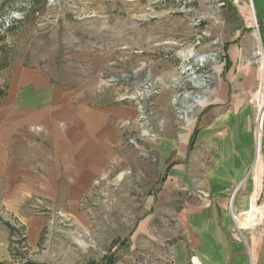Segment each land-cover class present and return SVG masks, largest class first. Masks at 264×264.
I'll list each match as a JSON object with an SVG mask.
<instances>
[{
  "label": "rangeland",
  "instance_id": "rangeland-1",
  "mask_svg": "<svg viewBox=\"0 0 264 264\" xmlns=\"http://www.w3.org/2000/svg\"><path fill=\"white\" fill-rule=\"evenodd\" d=\"M214 4L0 0V96L17 70L41 71L73 86L80 93L75 100L86 96L91 105L126 106L137 115L134 122L119 124L122 161L92 179L87 192L70 199L34 194L17 211L0 208V264H174V245L187 234L176 217L158 210L157 193L166 175L157 174L158 157L151 143L163 138L164 127L179 126L191 116L193 104H187V97L200 98L216 89L226 68L227 51L217 49L223 32L214 25L221 21L215 19L219 12ZM257 51L249 58L258 60L253 70L260 72L253 99L254 134L260 143L264 72ZM190 53L207 58L198 64ZM162 94L165 105L159 103ZM255 156L257 164V148ZM172 187L182 199L177 200V211L185 201L209 204L208 194L193 190L194 185L176 182ZM237 193L230 199L229 231L244 247L245 264H251L250 250L254 264H264V220L248 229L237 224L253 206L263 217L264 198L242 211Z\"/></svg>",
  "mask_w": 264,
  "mask_h": 264
},
{
  "label": "crops",
  "instance_id": "crops-1",
  "mask_svg": "<svg viewBox=\"0 0 264 264\" xmlns=\"http://www.w3.org/2000/svg\"><path fill=\"white\" fill-rule=\"evenodd\" d=\"M198 1L216 3L221 21L214 25L223 32L217 49L227 51L226 68L216 89L187 97L191 116L164 127L163 138L151 143L157 174L166 175L158 210L176 217L187 234L174 245V264H245L244 247L229 231V204L235 190L242 211L264 198V116L258 150L253 108L260 72L253 70L258 60L249 58L259 45L264 51V0ZM8 79L0 96V208L17 211L34 194H84L92 179L122 161L119 124L134 122V109L75 100L80 93L73 86L41 71L17 70ZM159 101L167 103L165 94ZM176 182L204 190L209 204L185 201L177 211L182 199L169 188Z\"/></svg>",
  "mask_w": 264,
  "mask_h": 264
},
{
  "label": "bare ground",
  "instance_id": "bare-ground-1",
  "mask_svg": "<svg viewBox=\"0 0 264 264\" xmlns=\"http://www.w3.org/2000/svg\"><path fill=\"white\" fill-rule=\"evenodd\" d=\"M252 8V7H251ZM254 10V9H253ZM253 10H251V13H252V15H253V19H254V23L256 22V19H255V13H254V11ZM258 37V41L260 42V39H259V37L260 36H257ZM257 54H258V56H260L261 57V59H262V62H263V66H262V70H263V72H264V51H263V49L261 48V45H259V49H258V51H257ZM188 57L189 58H194L195 60H196V62L198 63V64H201V63H203V62H205V60H206V58H207V56H202V55H198V54H194V53H190L189 55H188ZM262 72V71H261ZM262 72V73H263ZM264 75V74H263ZM263 80H264V77H263ZM197 86H199V87H204V85L202 84V83H200V82H197ZM194 99V98H193ZM261 119V118H260ZM257 136H258V134H257ZM259 138V137H258ZM259 146H260V143H259V141H257V147H258V150H259ZM259 160V159H258ZM259 162L257 161V164H258ZM256 165V164H255ZM256 169V168H255ZM253 208H255V209H253V210H250L249 212H247V218L244 220V221H241L240 219H237L238 220V227L240 228V229H248L250 226H252V225H257V226H260L262 223H263V220H264V211L263 212H261L262 214H263V217H259L260 215H258L259 213L258 212H260L261 210L258 208L257 209V207H254L253 206ZM252 209V208H251ZM260 210V211H259ZM232 214H233V211H232ZM233 217H234V214H233ZM237 218V217H236ZM236 218H234V219H236ZM250 258H251V264H254V254L252 253V251L250 250Z\"/></svg>",
  "mask_w": 264,
  "mask_h": 264
},
{
  "label": "built area",
  "instance_id": "built-area-1",
  "mask_svg": "<svg viewBox=\"0 0 264 264\" xmlns=\"http://www.w3.org/2000/svg\"><path fill=\"white\" fill-rule=\"evenodd\" d=\"M263 111L261 112V109H260V116L258 118V125H259V122H260V118H261V115H263ZM258 131V130H257ZM131 143L134 144V145H137V142L135 140H131Z\"/></svg>",
  "mask_w": 264,
  "mask_h": 264
},
{
  "label": "trees",
  "instance_id": "trees-1",
  "mask_svg": "<svg viewBox=\"0 0 264 264\" xmlns=\"http://www.w3.org/2000/svg\"><path fill=\"white\" fill-rule=\"evenodd\" d=\"M111 262V261H110Z\"/></svg>",
  "mask_w": 264,
  "mask_h": 264
}]
</instances>
